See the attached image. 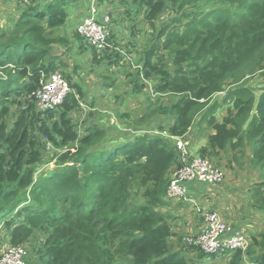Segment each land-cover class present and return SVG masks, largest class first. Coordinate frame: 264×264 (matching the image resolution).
Segmentation results:
<instances>
[{
	"label": "trees",
	"instance_id": "16d2710c",
	"mask_svg": "<svg viewBox=\"0 0 264 264\" xmlns=\"http://www.w3.org/2000/svg\"><path fill=\"white\" fill-rule=\"evenodd\" d=\"M121 1L142 28L119 29L120 37L129 33L120 41L124 52L103 55L132 85L131 92H120L139 98L150 78L157 81L151 96L158 95L142 100L137 112L121 109L127 95H119L114 114L116 124L125 123L122 131L103 125V113L89 110L83 117L77 98L83 91L64 71L78 96L71 92L45 114L37 106L42 74L62 66L55 45L68 46L67 35L56 32L79 0L18 1L19 17L0 25V224L12 245L40 237L36 264H197L215 257L188 244L187 236L180 249L171 240L177 232L159 210L170 205L167 189L182 166L172 136L187 139L203 111L198 128L208 125L213 132L199 156L219 167L225 160L229 167L243 165L245 156V164L264 170V84L257 93L244 81L258 72L264 79V0ZM244 20L239 34L226 31ZM72 35L75 43L86 42L77 31ZM112 37L118 40L117 31ZM90 48L87 54L96 59ZM221 91L232 103L217 120L213 104L211 112L205 109ZM13 107L18 116L9 120ZM52 161L57 168L40 173ZM258 179L249 197L264 209V174ZM249 238L245 250L221 253L230 255L229 264H264V231Z\"/></svg>",
	"mask_w": 264,
	"mask_h": 264
},
{
	"label": "built area",
	"instance_id": "2783aa9c",
	"mask_svg": "<svg viewBox=\"0 0 264 264\" xmlns=\"http://www.w3.org/2000/svg\"><path fill=\"white\" fill-rule=\"evenodd\" d=\"M25 3L31 0H17ZM89 7L86 12L82 11L79 16L82 17L81 22L77 26V32L84 38L87 44L96 49L97 52L105 53L110 50H121L120 41L128 38L129 33L125 37H120L119 26L111 15L112 8L119 11L120 7H112L110 10L101 12L103 5L99 0H90ZM126 23V22H125ZM128 25V22L126 23ZM126 30V29H125ZM112 31H117L118 40L114 41ZM129 32V30H126ZM138 61L134 62V65ZM140 67L138 65H135ZM153 83L147 81L149 90L153 94ZM71 93L69 80L60 70H54L47 74H42L39 80V87L34 92L39 110L45 114L50 110L57 109L67 96ZM78 96V95H77ZM79 99V96L77 97ZM80 106L85 110L86 116L88 110H97V107L90 109V102H83L79 99ZM89 106V107H88ZM112 115V113H110ZM175 144L181 152L182 166L177 169L170 181L167 189L166 197L168 199L186 198L187 183L198 181L208 185H217L225 180V171L213 164L208 158L191 154L189 141L182 137H175ZM51 147V144L48 148ZM188 244L199 247L207 254L226 253L236 249L245 250L250 245L249 235L242 231L232 233L230 224L225 220L218 210H207L204 212V226L197 235H189L186 237ZM30 254L26 246L17 245L7 248L0 254V264H29Z\"/></svg>",
	"mask_w": 264,
	"mask_h": 264
},
{
	"label": "crops",
	"instance_id": "0c3cea01",
	"mask_svg": "<svg viewBox=\"0 0 264 264\" xmlns=\"http://www.w3.org/2000/svg\"><path fill=\"white\" fill-rule=\"evenodd\" d=\"M109 1L111 3H109ZM90 0H79L78 4H73L68 8V22H73L74 30H68L70 26H66L67 24L61 26L64 27L62 29L66 30L62 33L65 35H72L74 31H77V26L81 22L82 17L78 16L80 12H86L89 7ZM121 0H105L102 3L103 11L110 10L112 7H120ZM122 4H124L122 2ZM126 7V11H128V6L124 4ZM117 12V11H116ZM21 14V5L17 0H0V25L8 23L11 25ZM77 15L76 19L75 16ZM126 15H129L126 14ZM126 17V16H124ZM11 18V20H10ZM127 21H121L127 23L122 26L116 27L119 29L129 30L130 27L135 26L136 29L142 28L141 22L133 20L132 18L126 17ZM8 21V22H6ZM11 21V22H10ZM67 22V23H68ZM117 24V22H116ZM65 26L67 29H65ZM69 44V43H68ZM69 46V45H68ZM64 46L62 44L55 45V52L59 57V62L62 61L63 56L58 52V50H63ZM63 62V61H62ZM110 80H104V87L108 89L107 92L102 93H112L114 91H124L125 89L132 91V85L129 80H126L124 73L120 72V74L116 73L115 78H111ZM113 82H116L113 84ZM98 86L95 85L94 88L84 90L85 93L84 98H80L85 102H92L91 100H96V95L98 93ZM145 91H149V88H145ZM82 94V93H81ZM105 95V94H104ZM140 100H143L142 93L139 97ZM89 107V106H88ZM92 109V107H89ZM86 110V109H85ZM85 110H83L85 112ZM89 111V110H88ZM87 111V112H88ZM138 111V110H137ZM136 111V112H137ZM87 114V113H86ZM84 116V115H83ZM197 124L195 125V128ZM206 128V126H205ZM205 130L202 132L203 134ZM213 132V129H208V133ZM196 135V134H195ZM200 134H197V137ZM195 137V136H194ZM199 141H194L191 150L193 152L197 151L200 147L204 146L207 143V135L206 137H200ZM189 139V138H187ZM190 142V140H188ZM191 145V142H190ZM232 154V153H231ZM230 153L227 155L229 156ZM229 158V157H227ZM245 166H237L235 162L233 165L228 168L230 180H225L222 184L217 185H207L198 181H191L187 183V197L186 198H177L170 200V205L168 207L161 208L162 212H166L169 214V217L173 219L175 222V231L180 233L183 236V233L189 235H197L201 232L204 226V212L207 210H218L224 216L225 220L230 224L232 233L237 231L245 232L248 235L254 234L259 229H262L264 224V209L261 208H253L252 201L248 194L244 192L248 187L251 189V185L258 181L259 175L263 170H258L257 168L248 169L244 168ZM246 193V194H245ZM189 207L192 208L193 211H188ZM167 209V211H165ZM260 219V222H259ZM186 237V235H184Z\"/></svg>",
	"mask_w": 264,
	"mask_h": 264
},
{
	"label": "rangeland",
	"instance_id": "374dc122",
	"mask_svg": "<svg viewBox=\"0 0 264 264\" xmlns=\"http://www.w3.org/2000/svg\"><path fill=\"white\" fill-rule=\"evenodd\" d=\"M99 1L101 3L105 2V0H99ZM109 3H111V2L109 1ZM20 4L21 3L19 2V5ZM238 9L239 8L233 7V10L237 11ZM126 14H128V11H126V7L124 4H122V2H121V6H120L119 11L116 12V9H114V8H112V10H111V15H112V18L115 22L127 21L126 17H128V16ZM124 16H126V17H124ZM234 16H236V15L233 14L232 18H234ZM76 17H77V15L75 16V19H76ZM10 20H11V18H10ZM6 22H8V21H6ZM72 23L73 22H70V21L68 23H66L67 24L66 26H70V28L68 30H74ZM123 24H126V23L123 22ZM3 25H4L3 26L4 28L10 26V25H8V23L3 24ZM238 25L239 26H237L235 29H234V27L227 28L226 31L231 32L235 35L239 34V32H242V30L245 28L246 20L241 21L240 23H238ZM66 26H65V29H67ZM62 28H64V27H61V29ZM62 30H63V32L66 31L64 29H62ZM62 30L59 29L56 33H60V32H62ZM68 40H69V42H68L69 44L68 43L67 44L69 46H66V47L64 46L63 50L62 49L58 50V52H60V54L64 58V59H62V61H63L62 66L59 69L62 72L64 71L65 73L70 74L72 76V81L76 82L77 85L80 87V89L84 90V88L86 87L89 90L91 88H94L95 85L98 86L99 89H98V93L96 95V100H95V105H94L95 107H97V110H95V112L100 113V114L103 113V115L105 116L104 117L105 123H104V121H102L103 125L107 124V127H110V128H115V127L120 126L119 130H121L122 127L125 125V123H123L122 125L116 124L115 123L116 117L114 114V112L116 111V108H117L116 102H119V95H122V94H123V96L127 95V97L125 98V101L123 103V107L121 109H125L128 111L134 112L137 110H142L144 108V102L142 100H140L139 98H129V96L126 92L118 91L117 93H115V91H114L112 93H102L103 91L107 92V90H108L106 88H103L104 87V80L108 79L112 82V79H109L108 76L114 79L115 78L114 72L117 71L119 74V72L121 71L120 68H116V66H113V67L110 66L111 65V59L108 58L107 56H104L103 53L97 52L98 55H97L96 59H93L92 57L94 56V54L93 53L87 54V51H89V49L92 52H94V51L92 50V48H90L91 46L89 44H87L86 42L79 41L78 43H75L77 41V39H76V37L74 38L73 35H68ZM80 43L83 46L80 45ZM195 50H196V48L193 49V52ZM135 61H137V60H135ZM135 65H137V64H135ZM186 68H187V65H186ZM194 74H195V72H194ZM153 80H151V81L153 83H155V80L154 81ZM147 81L148 80H146V82ZM149 81H150V78H149ZM244 81H247L249 84H252L253 86H255L257 88L256 89L257 93L260 92L259 88L261 87L262 84H264V79H263V77L260 76L259 72L256 74L247 75L246 78L244 79ZM72 89L73 88H71V92H75L78 95V93L76 91L77 89L76 90L74 89L75 91H73ZM150 92H151L150 90L149 91L143 90V92H142L143 100H147V103H149V101L150 102L156 101L158 98V95H155V94L151 96L152 93H150ZM82 94L85 95V93H82ZM224 96H225L224 91L216 93L212 99L211 105L207 109H205V110L210 111L212 109V104H213L214 109L212 110L211 115H215L217 120L222 119V117L227 113L226 107L230 103H232L230 100L225 101ZM79 99H80V97H79ZM83 99H85V98H83ZM91 101L93 102V100H91ZM83 102H85V101H83ZM203 112L196 118V124L197 123L200 124L202 122L201 117H202V114H204ZM110 113H112V115ZM84 114H85V112L83 111V115ZM16 116H18L17 108L13 107V110H12L11 114L9 115L8 119L9 120L14 119ZM209 116H210V114H209ZM77 121L79 123V126L77 127V129H78L82 126L81 122L83 121V119H81V117L79 119L77 118L74 120V123ZM204 124L207 125V122L206 121L203 122L202 125H204ZM207 127H208V125H207ZM207 127H206V129H210V126H209V128H207ZM204 128L205 127H202L199 129L198 124H197L196 128L195 127L192 128V130L189 134V137H188L189 139H187V140H190L191 146H192L194 141L195 142H196V140L199 141V139H201L200 137H203V136L206 137L208 130H205ZM203 129L205 130V132H204L205 134L202 133ZM157 131L155 129V132H157ZM197 134H200L198 136V138H196ZM54 150H55L54 146L51 145V147L48 149L50 155H52V152ZM194 154L199 155L198 151H195ZM248 154H249V152H248ZM248 154H247V156H248ZM241 159H243L245 162L247 160V158L245 156H243ZM245 162H243L244 163L243 165L245 166L244 168H247V170L253 169V167L249 166L248 164H245ZM226 163H227V161L225 160V165L223 167H221V166L220 167L225 171V174H226L225 180H230L229 179L230 178V175H229L230 170H228L229 166ZM249 163L251 164V161ZM236 165L237 166H243L242 164H237V163H236ZM56 168H57L56 163L52 161L40 173H45V172L51 173ZM262 174H264V170L262 171ZM221 184H222V182H221ZM244 192H246L248 194V192H250V187H248L247 190H245ZM160 208L162 210V208H165V207H159V210H160ZM253 208H255V206H253ZM162 211H164V210H162ZM165 211H167V209ZM187 211L189 214V211H193V210H192V208L189 207V210H187ZM165 214H166V212H165ZM166 216H168V221L171 223L172 229L175 231L176 220L174 222L173 219H171L169 217V214L168 215L166 214ZM263 221L264 220H262V222ZM259 222H260V219H259ZM261 231H264V224L262 226V229L261 230L259 229L257 232H255V234L258 232H261ZM183 234L186 236L188 235L186 233H183ZM6 235H8V231H6V229L2 226V224H0V254H2L7 248H9L11 246L19 245V244L12 245L9 242L10 236L7 239ZM180 235H181L180 233H177V235L173 236L171 238V240L177 239L180 242L179 248L181 249L184 235L182 237ZM39 238H40L39 236L35 235L34 238L32 239L33 240L32 242L27 241V242L23 243V245L27 247L28 252L30 254V258L28 261L29 264H30V262L31 263L34 262L36 264L37 259H39V256L37 255V253L35 254V251H34V246L37 244ZM20 245H22V244H20ZM187 257L189 258V255H187ZM207 258L208 259L205 262H201V263H197V264H229L230 255L229 254L222 255V254L218 253L217 255H215V257L209 256Z\"/></svg>",
	"mask_w": 264,
	"mask_h": 264
},
{
	"label": "water",
	"instance_id": "95a60500",
	"mask_svg": "<svg viewBox=\"0 0 264 264\" xmlns=\"http://www.w3.org/2000/svg\"><path fill=\"white\" fill-rule=\"evenodd\" d=\"M164 134H165V133H164ZM172 139H173V141L175 142V139H176V138H172Z\"/></svg>",
	"mask_w": 264,
	"mask_h": 264
}]
</instances>
